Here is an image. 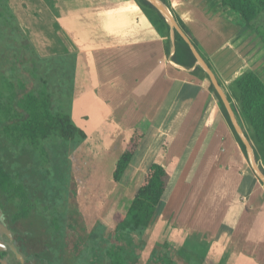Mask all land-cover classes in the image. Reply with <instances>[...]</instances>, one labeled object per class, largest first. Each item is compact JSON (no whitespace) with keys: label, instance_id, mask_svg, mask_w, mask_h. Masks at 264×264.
<instances>
[{"label":"crops","instance_id":"obj_1","mask_svg":"<svg viewBox=\"0 0 264 264\" xmlns=\"http://www.w3.org/2000/svg\"><path fill=\"white\" fill-rule=\"evenodd\" d=\"M167 1L170 12L190 31L195 48L225 94L245 71L254 72L264 83V43L236 14L220 10L218 0ZM8 3L35 49L48 51L44 57L77 54L83 67L93 71L98 64L102 72L107 71L109 59H120L128 80L116 79L119 73L110 71L102 81L93 71L85 91L75 95L74 108L79 104L97 106L93 108L97 121L109 124L108 130L113 128L110 136L114 142L122 136L121 145L129 131L136 127L144 130L124 172L138 169L144 178L153 163L164 168L178 165L169 197L163 201L172 241L180 234L185 236V240L179 237L183 244L174 246L184 250L188 245L192 259L198 241L204 242L201 245L206 250L195 255L203 264H264V186L252 173L217 98L209 91L208 81L193 76V68L173 61V29L169 30L165 49L161 33L143 12L139 0ZM210 4L212 8L207 10ZM258 23L264 26L263 13ZM133 59H137L134 65ZM121 92L123 101L118 100ZM134 96V101L125 103L124 98L127 101ZM82 98L87 102L79 103ZM229 102L248 133L237 102L233 97ZM99 106L107 108V118H102ZM71 118L75 120L73 110ZM80 125L85 131L84 124ZM182 188L186 194L176 203L172 198Z\"/></svg>","mask_w":264,"mask_h":264},{"label":"trees","instance_id":"obj_2","mask_svg":"<svg viewBox=\"0 0 264 264\" xmlns=\"http://www.w3.org/2000/svg\"><path fill=\"white\" fill-rule=\"evenodd\" d=\"M162 1L168 6L167 0ZM139 2L145 15L161 33L165 49H168L170 26L151 3L146 0H139ZM217 2L221 8L220 10H228L236 14L245 26L253 30L264 43V26L258 23L259 16L262 13L264 14V0H218ZM206 8L209 10L212 5L210 4ZM172 14L178 25L196 47L190 31L178 16ZM0 22L7 32L15 35L21 34L24 37V42L7 51L0 69V191L6 193L8 198L13 200L15 197L26 195L24 173H28L31 168H35L34 171L38 170L37 172L43 174L42 176L49 177L51 175L52 171L45 164L48 161L49 150L50 152L53 151V142H60L67 146L66 141L76 140L75 146H78V143L85 140L87 135L83 129L75 125L71 114L65 113L56 107L54 97L48 87V79L44 75L36 74L38 73L41 56L36 52L37 50L30 42L26 31L20 26L8 0H0ZM173 35V61L185 68H193L191 71L193 76L208 81L209 91L217 98L221 111L231 126L236 141L247 159L245 146L234 130L227 111L209 81L208 75L199 65H195V57L179 33L173 30ZM201 56L203 57L202 54ZM203 59L205 60L204 57ZM226 96L229 101L233 97L237 102L239 116L248 131V133H244L253 147L254 156L259 167L264 172V83L254 72L245 71L232 82L229 87V94L227 93ZM143 133L144 130L138 127L129 131V137L124 141L123 150L116 159L112 170L111 179L113 182L120 180L133 153L141 143ZM174 168L176 171L173 170ZM177 170L178 165L176 163H173L170 168H164L157 163L151 164L127 210L125 212L117 211L113 216L115 241L123 239L126 248H128L126 254L129 248L135 250H145L144 248H147L149 257L145 262H148V264H176L171 257L172 254L182 258L180 253L183 251L179 252L166 239L157 240L155 247H151L149 245V235L146 233V229L152 226L155 221L160 205L169 197L178 173ZM67 175L69 179L68 169ZM261 184L263 183L261 182ZM44 186L40 188L47 189V192L50 191L49 193H51L54 202L59 205H66V195L63 200L60 199L62 202L60 203V200L54 197L55 186L52 184L51 186L49 184ZM29 209L22 205L21 210L15 214V217L25 216ZM48 218L47 221L51 222V226L58 233L60 231L61 234V230L65 226L56 223V221L58 219L64 221L65 213L59 211L51 219ZM43 228L45 230L47 227L43 226ZM101 234L102 228L99 232L100 236ZM94 243H97L96 238ZM42 246L44 247L45 244ZM49 250L51 252L49 255L53 254L59 259L56 250ZM106 251L108 252L107 249ZM120 251L125 253L124 247L119 246L116 248L117 253ZM122 253L120 252L114 258V263L111 262L110 264H128ZM39 257H36L38 263L41 261ZM66 257L63 258L64 263L70 264L71 260H68L70 257ZM135 258L137 256L133 259L135 260ZM63 260L60 261L63 262ZM66 260L67 262H65ZM45 261V263L44 260L41 263L48 264L51 262L49 257L48 263L47 260ZM145 262L143 263L146 264ZM76 264H79V262L77 261Z\"/></svg>","mask_w":264,"mask_h":264},{"label":"rangeland","instance_id":"obj_3","mask_svg":"<svg viewBox=\"0 0 264 264\" xmlns=\"http://www.w3.org/2000/svg\"><path fill=\"white\" fill-rule=\"evenodd\" d=\"M22 42H24L23 35H15L13 33L7 32L5 27L1 26L0 24V69L2 68L3 60L7 51H10L13 49V47H16ZM36 52L41 56L40 64L38 66V73L36 74L44 75L48 79V87L52 96L54 97V104L59 110L65 113L71 114L73 110L75 120L82 125L84 124L83 127L88 136L85 140L78 143V146H75L77 143L76 140L66 141V145L68 147L63 143L53 142V151L51 150L50 152L49 150V156L47 158L48 161L45 164V166L52 171L49 177L42 176L43 174L37 172L38 170L34 171L35 168H31V170H28V173H24L26 182L25 184L29 186L35 185L32 189L38 191L41 186L45 187L44 185L48 184L51 186L52 184L55 186L54 197L59 200H63L68 191V184H70L69 189H71V193L70 199L68 196L67 203L65 201V206L61 204L59 205L57 202H54L52 198L47 196H34L36 201V204L34 205V211L36 210V212L30 216L29 221L35 224L36 228L32 227L33 225L29 223L28 219H22L19 220L16 229H18L19 234L24 238H27L28 236H35L33 237L32 241L30 237L28 238V247L25 249L26 252L24 253V255L28 257L30 255L29 250L32 252H34V250L38 251L41 261L38 263V261L34 262L32 260V264H42L41 262H43L45 257H49L51 260V262L48 263L47 259L48 264H65L63 258L68 256L67 252H69L71 246L64 247V243L62 242V230L64 227L61 230V234L60 231L58 233V231L55 230L53 226H51V222L49 224L47 221V219H49L48 217L51 219L54 214H57V212L62 211L65 213V211H67V222L58 219L56 223H67V227L69 229L71 224L77 223V226H80L81 223L78 219L80 218V211L77 209L82 211L84 210L86 213L89 206H92L94 199H97L99 200L98 211L100 212V217L102 218L103 224L105 226L111 225L110 220L112 213L114 211H126L140 181L143 178V175L138 169L136 171L134 170V172H131L130 170L128 172H124L120 181L114 183L111 179L112 168L115 164L114 162L116 158L122 151L123 145H121V142L123 137L119 136L117 140L115 139V142L112 140L110 133L113 128L108 130L109 124L107 125V123L100 119L97 121L96 114L93 113V108L96 109L97 106L88 108L89 106L83 107L79 104L76 106V108H74L75 95L81 94L85 91L87 84L90 81L88 77L92 76L91 74L93 71L95 75H98V78H102V81L104 76H107L110 71L119 73L116 79L128 80V78H126L123 73L124 65L120 63V59L117 57L109 59L110 63H108L107 71L102 72L98 64H96L95 67L93 66V71L92 68L83 67L84 63L81 60L82 57H79L77 54L64 53L44 57L43 54H46L48 51L37 50ZM117 60H119V63L115 64ZM133 60L134 65L137 59ZM129 75L131 76V74ZM98 83L99 82L96 84ZM123 94L124 92H121V96L118 100L123 101ZM85 100L86 99L82 98V101L80 100L81 102L79 103L87 102ZM124 100L125 103L128 104L135 100V96L129 97L127 101L126 98H124ZM137 100L138 103L140 99ZM91 102L93 103L92 100ZM98 111L102 113V118L108 117L106 114L107 108H105V106H101L100 110ZM75 120H73L74 123L81 127V125ZM125 131L126 130H123L122 134L125 135ZM112 133L114 134V132ZM109 140L113 141V145H111ZM67 169L69 173V179L67 175ZM183 178L184 177L182 176L179 180L177 188L181 186ZM74 192L79 193V195L75 196V198ZM183 193L186 194L185 191H183V188L179 189L172 199H177L176 203H178L180 198L183 197ZM49 198L51 201L48 202L49 209L46 212L43 207ZM60 203H62L61 200ZM165 206L166 203L162 202L157 212L155 221L153 222L152 226L146 229V233L147 235H150L152 239H166L172 245L177 246V244H183L184 241L182 242L179 237L185 240L184 234H180L178 235V238H175V242L177 243L172 241V228L169 227V223L167 222L168 214L166 212ZM43 226L47 227L46 231L44 230ZM38 237L46 239V245L48 247H43L42 245H44L45 242L43 239ZM191 240L195 244V239L192 238ZM201 244H204V242L198 241L197 245L199 246H197V252H195L192 259L189 258L190 255H188L187 252V249H189L188 245L185 246L184 251L186 255V264H203L202 258L197 259L195 257V255H199L198 253H203L206 250ZM49 249L52 251L56 250L58 252V258L63 260V262L57 259L53 254L49 255ZM68 260L70 261V259ZM65 262H67V260ZM212 263L214 262L212 261Z\"/></svg>","mask_w":264,"mask_h":264},{"label":"flooded vegetation","instance_id":"obj_4","mask_svg":"<svg viewBox=\"0 0 264 264\" xmlns=\"http://www.w3.org/2000/svg\"><path fill=\"white\" fill-rule=\"evenodd\" d=\"M27 192L26 195L23 197H15L13 200H10L6 193H3L0 191V208L3 211V218L5 222L6 232L2 233V239L5 242L4 246L0 248V264H32V260L35 262L36 257L38 258V251L34 250L32 252L29 250L30 255L27 257L24 255L26 252L25 249L28 247V238L30 237L31 241L33 237L35 236H28L27 238L22 237L18 229H16V226L19 223V220H26L30 216L36 212L34 211V205L36 204L34 196L39 195L51 197V193L47 192V189L40 188L38 191L35 189H32L35 185L29 186L27 184L24 185ZM70 186L67 187V194H66V203L69 196L70 199V193L71 189H69ZM74 198L75 196H78L79 193L74 192ZM48 199L47 203L43 207L44 210L49 209L48 202L51 201V199ZM22 205L28 207L29 211L25 216H17L15 217V214L18 213V211L21 210ZM99 200L94 199V202L92 206H89L87 212L85 213L84 210H79L80 215L78 218L80 221V226H77L76 224H71L70 229L67 227L68 224L65 223V229L62 233V242L64 243V247L71 246V249H69L68 256L70 264H76L78 261L79 264H110L113 262L114 258L122 253L116 252L117 247H124L125 253H122L123 258L128 262V264H144L145 260L149 257V253L147 252V248H144L145 250H135L134 248H129L128 253L126 254V251L128 248L125 246V242L123 239H119L118 241H115L114 236V228H115V221H114V214L117 211H114L111 215V225L105 226L103 224L102 218L100 217V212L98 211L99 208ZM78 208V207H76ZM47 212V211H46ZM67 216L68 213L65 211V218L64 222H67ZM74 216V215H73ZM50 224V221H48ZM32 227L35 228V224L29 221ZM100 228H102V234L99 235ZM47 228H45V231ZM96 238L97 243H94V239ZM149 245L151 247H155V243L157 240L154 238V240L149 235ZM161 240V239H160ZM46 242V239H44ZM138 241V240H137ZM168 241V240H167ZM169 244H171L168 241ZM8 244H13L15 247V251H13ZM172 245V244H171ZM45 246L48 247L45 243ZM44 246V247H45ZM174 247V245H172ZM158 248V246H157ZM177 250L183 251L181 252L182 258H178L176 254H172L171 257L175 261L176 264H185V251L181 248L174 247ZM108 250V252L106 251ZM46 254V252L44 251ZM49 253L50 250H49ZM129 255V256H128ZM135 256V260L133 259ZM40 258V257H39ZM48 257L44 258V263L46 262ZM148 264V262H145Z\"/></svg>","mask_w":264,"mask_h":264},{"label":"water","instance_id":"obj_5","mask_svg":"<svg viewBox=\"0 0 264 264\" xmlns=\"http://www.w3.org/2000/svg\"><path fill=\"white\" fill-rule=\"evenodd\" d=\"M149 3H151L158 11L159 13L164 17L168 25L170 26L171 29L176 30L179 35L183 38V40L188 44L193 56L195 57L196 64L199 65L204 72L208 75L209 81L213 85L214 89L216 90L217 94L219 95L226 111L227 114L230 118V121L233 125L234 130L236 131L237 135L241 139L242 143L245 146L246 149V156L248 163L254 172L255 176L258 178L260 182L264 184V172L261 170L259 165L257 164V161L254 156V151L253 147L249 141V139L246 137L241 125L239 124L235 113L233 111V108L224 93L223 89L221 88L214 72L210 69L208 64L205 62V60L201 57L189 37L186 35V33L182 30V28L178 25L177 21L173 17L172 13L170 12L169 8L166 6V4L162 0H146ZM6 232V227H5V222L3 218V211L0 208V248H2L5 244V242L2 239V233ZM10 248L15 251V247L13 244H8ZM7 264V263H4Z\"/></svg>","mask_w":264,"mask_h":264}]
</instances>
